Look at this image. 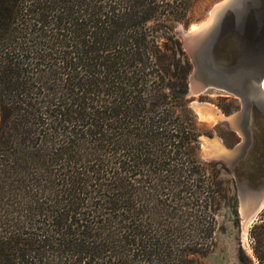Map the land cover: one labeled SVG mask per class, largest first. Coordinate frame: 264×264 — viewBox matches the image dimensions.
<instances>
[{
  "label": "trees",
  "instance_id": "16d2710c",
  "mask_svg": "<svg viewBox=\"0 0 264 264\" xmlns=\"http://www.w3.org/2000/svg\"><path fill=\"white\" fill-rule=\"evenodd\" d=\"M195 3L0 0V264H199ZM248 239L236 264H264V210Z\"/></svg>",
  "mask_w": 264,
  "mask_h": 264
},
{
  "label": "water",
  "instance_id": "95a60500",
  "mask_svg": "<svg viewBox=\"0 0 264 264\" xmlns=\"http://www.w3.org/2000/svg\"><path fill=\"white\" fill-rule=\"evenodd\" d=\"M180 34L194 67L190 79L201 85L196 95L215 90L240 99V110L224 122L241 141L229 149L211 138L220 150L207 144L206 153L234 177L248 232L264 210V0H222L202 26ZM192 107L198 115L205 112Z\"/></svg>",
  "mask_w": 264,
  "mask_h": 264
},
{
  "label": "rangeland",
  "instance_id": "374dc122",
  "mask_svg": "<svg viewBox=\"0 0 264 264\" xmlns=\"http://www.w3.org/2000/svg\"><path fill=\"white\" fill-rule=\"evenodd\" d=\"M220 1L222 0H196L194 7L188 14L187 21L175 26L174 35L181 42L183 50V37L180 33L195 31L198 27L202 26L210 18L212 10ZM193 72L194 67L192 66V71L188 78L187 98L190 100V108L196 116L201 130L199 159L202 164H215L217 167L213 172L208 168V176L213 177L216 182L214 190L216 193H213V197L211 196V201V198L206 201L209 206L208 217L202 216V219L205 221V231L201 235V238H191V243L197 242L199 244V246H196L199 248L198 252L191 257L199 264H236L238 247L242 246L249 251L250 241L248 239V232H244L242 227L240 201L235 179L224 162L218 159L214 160L212 159L213 157L208 156L206 146L209 143L208 140L211 138H218L229 149L241 141V137L231 128L227 127L224 122L225 118L240 110L241 102L240 99L233 95L215 90L203 91L198 95L191 93L190 95L192 85L190 76ZM196 82L195 84L200 88L201 85ZM194 103L209 104L220 115H214L215 113H213L214 117H217L215 122H212L213 119H208L210 115L202 118L194 111L192 107ZM219 116L222 117L220 118ZM251 225H249L248 229ZM211 226L213 229L212 236L206 238L208 229Z\"/></svg>",
  "mask_w": 264,
  "mask_h": 264
},
{
  "label": "bare ground",
  "instance_id": "6f19581e",
  "mask_svg": "<svg viewBox=\"0 0 264 264\" xmlns=\"http://www.w3.org/2000/svg\"><path fill=\"white\" fill-rule=\"evenodd\" d=\"M199 91H200V89H199L198 85L195 84L194 80L192 79V85H191V92L190 93L196 95ZM193 105L197 106V107L204 108L205 112H204V114L200 113V116L203 118V117H208L210 115L208 119H210V120L213 119L212 122H215L217 120V117H214V115H220V114L216 113L215 109L212 108V106H210L209 104L194 103ZM213 113H215V114L213 115ZM219 117L221 118L222 116H219ZM208 142L210 143V144L207 143L208 144V148H209L208 150H211L212 152H217L218 153L219 150H220V145L217 143V141L214 140V139H210V140H208ZM214 142H215V144H214ZM243 229H244V232H245V226L244 225H243Z\"/></svg>",
  "mask_w": 264,
  "mask_h": 264
}]
</instances>
